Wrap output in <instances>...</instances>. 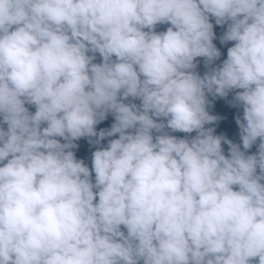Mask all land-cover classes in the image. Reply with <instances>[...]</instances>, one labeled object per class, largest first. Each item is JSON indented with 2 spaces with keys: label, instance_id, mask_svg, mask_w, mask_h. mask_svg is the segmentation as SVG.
<instances>
[{
  "label": "clouds",
  "instance_id": "9594fccd",
  "mask_svg": "<svg viewBox=\"0 0 264 264\" xmlns=\"http://www.w3.org/2000/svg\"><path fill=\"white\" fill-rule=\"evenodd\" d=\"M0 264H264V0H0Z\"/></svg>",
  "mask_w": 264,
  "mask_h": 264
},
{
  "label": "trees",
  "instance_id": "16d2710c",
  "mask_svg": "<svg viewBox=\"0 0 264 264\" xmlns=\"http://www.w3.org/2000/svg\"><path fill=\"white\" fill-rule=\"evenodd\" d=\"M231 129H232L233 132L236 131L235 128H234V125L231 126ZM85 151H86V146H85V149H82V150H81V153H80V154H81V155H84Z\"/></svg>",
  "mask_w": 264,
  "mask_h": 264
}]
</instances>
